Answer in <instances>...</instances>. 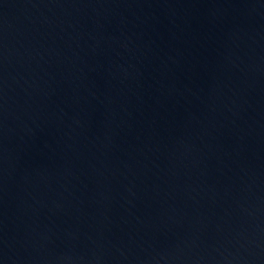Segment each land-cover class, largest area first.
Masks as SVG:
<instances>
[{
	"label": "water",
	"instance_id": "water-1",
	"mask_svg": "<svg viewBox=\"0 0 264 264\" xmlns=\"http://www.w3.org/2000/svg\"><path fill=\"white\" fill-rule=\"evenodd\" d=\"M0 264H264V0H0Z\"/></svg>",
	"mask_w": 264,
	"mask_h": 264
}]
</instances>
